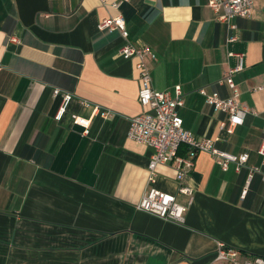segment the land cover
<instances>
[{
    "label": "crops",
    "instance_id": "crops-1",
    "mask_svg": "<svg viewBox=\"0 0 264 264\" xmlns=\"http://www.w3.org/2000/svg\"><path fill=\"white\" fill-rule=\"evenodd\" d=\"M208 1L0 0V264H227L213 262L218 242L264 256V0L233 19L236 30L216 20ZM119 14L130 40L157 53L148 60L153 87L182 86L184 127L249 154L240 170H223L199 151L184 179L174 165L157 167L155 186L181 204L189 201L181 184L194 189L184 223L136 208L151 186L152 154L128 137L143 110L138 58L119 52V30L98 28ZM9 35L21 43L9 45ZM233 52L245 54L234 75L239 100L257 114L229 133L220 126L227 115L199 89L233 95L219 83L236 63ZM55 88L74 95L61 120ZM73 115L90 121L88 132ZM252 167L259 170L251 175Z\"/></svg>",
    "mask_w": 264,
    "mask_h": 264
},
{
    "label": "built area",
    "instance_id": "built-area-1",
    "mask_svg": "<svg viewBox=\"0 0 264 264\" xmlns=\"http://www.w3.org/2000/svg\"><path fill=\"white\" fill-rule=\"evenodd\" d=\"M101 1L107 4L109 0ZM110 5L119 8L121 2L113 1ZM208 5L216 13V20L225 24L229 30L238 28L233 21L235 17H249L255 7L254 0H209ZM98 28L99 30H119L125 40L119 52L126 59L138 58L137 67L140 70L141 81L139 102L143 110L131 118L128 137L152 148V154L147 164L149 170L148 181L151 186L144 193L136 208L172 222L184 223L189 205L193 199L194 189L189 185L181 184L179 192L189 196L188 203L181 204L177 200L176 194L160 190L155 186L157 167L161 164L174 165L178 172V178L184 179L193 170L195 155L199 151L209 152L223 170H228L231 163H235L237 170H240L247 162L249 154L247 152L240 155L228 153L218 148L215 140L198 138L184 127L183 118L179 113L180 107L185 103L182 86L176 85L174 93L170 90H158L153 87L148 60L156 59L157 53L150 45H139L130 40L126 19L122 14L103 18L99 22ZM237 37V34H234L228 40L234 41ZM7 43L9 45L20 44L21 39L16 35H9ZM231 54L236 57V63L224 72L219 83H227L232 87L234 90L233 95L225 98L218 92L208 93L204 88L199 89L209 105L227 115V120L221 121L220 126L229 133H232L236 126L244 123V117L247 114H257L256 110L239 100V92L235 88L234 75L244 70L245 54L243 52H233ZM3 68V64L0 62V72ZM53 94L55 97H61L62 99L61 105L54 115L55 119L61 120L74 95L59 88H55ZM82 103L86 106L89 105L88 101H82ZM94 110L104 116L112 115L110 110L98 106ZM73 118L76 124L84 126L86 132H88L90 121L87 118L78 115H73ZM183 144H187L191 148L192 151L189 155L179 153V149ZM259 152L264 154V141ZM258 170V167H252L251 175ZM213 262L264 264V256L253 255L236 247L228 246L223 242H218Z\"/></svg>",
    "mask_w": 264,
    "mask_h": 264
},
{
    "label": "trees",
    "instance_id": "trees-1",
    "mask_svg": "<svg viewBox=\"0 0 264 264\" xmlns=\"http://www.w3.org/2000/svg\"><path fill=\"white\" fill-rule=\"evenodd\" d=\"M179 153H181V152L179 151Z\"/></svg>",
    "mask_w": 264,
    "mask_h": 264
}]
</instances>
